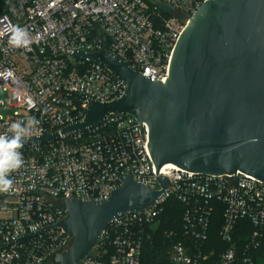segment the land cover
Segmentation results:
<instances>
[{
	"label": "built area",
	"instance_id": "1",
	"mask_svg": "<svg viewBox=\"0 0 264 264\" xmlns=\"http://www.w3.org/2000/svg\"><path fill=\"white\" fill-rule=\"evenodd\" d=\"M205 1L1 0L0 134L29 116L38 121L30 137L61 133L84 119L88 97L120 99L123 81L73 53L102 50L104 34L117 57L166 81L176 43ZM161 2L177 12L160 9ZM17 25L29 34L27 48L9 43ZM8 108L11 114L2 113ZM149 144L147 124L129 113H111L99 125L48 143H24L25 163L11 173V189L0 192V264H56L55 253L71 244L56 226L68 216L64 201L104 202L126 175L154 190H162L159 176L169 185L152 205L113 219L78 264H152L144 249L165 223L171 199L184 206L181 227L165 232L171 243L158 264H264V181L242 171L206 175L164 166L157 175Z\"/></svg>",
	"mask_w": 264,
	"mask_h": 264
},
{
	"label": "water",
	"instance_id": "2",
	"mask_svg": "<svg viewBox=\"0 0 264 264\" xmlns=\"http://www.w3.org/2000/svg\"><path fill=\"white\" fill-rule=\"evenodd\" d=\"M157 6L171 15L177 12L162 2ZM201 6L176 43L166 81L153 80L152 71L146 77L117 57L105 34L102 50H75L74 57L99 63L123 81V96L105 103L87 96L83 120L24 143H48L62 133L99 125L111 113H129L148 126L157 175L171 163L193 173L242 171L264 181V0H207ZM140 131L145 140L143 125ZM123 180L104 202L64 201L68 216L56 226L69 234L71 244L55 253L56 264L89 257L113 219L152 205L169 185L161 176L162 190L131 175Z\"/></svg>",
	"mask_w": 264,
	"mask_h": 264
},
{
	"label": "clouds",
	"instance_id": "3",
	"mask_svg": "<svg viewBox=\"0 0 264 264\" xmlns=\"http://www.w3.org/2000/svg\"><path fill=\"white\" fill-rule=\"evenodd\" d=\"M27 31L15 26L9 43L15 48H27L31 44ZM38 125L35 117L29 116L26 120L12 122L4 134H0V192L11 189L13 181L11 173L20 169L25 161L21 149L24 142L30 137L32 130Z\"/></svg>",
	"mask_w": 264,
	"mask_h": 264
},
{
	"label": "trees",
	"instance_id": "4",
	"mask_svg": "<svg viewBox=\"0 0 264 264\" xmlns=\"http://www.w3.org/2000/svg\"><path fill=\"white\" fill-rule=\"evenodd\" d=\"M167 219L161 229L156 233L152 242H147L144 255L145 259L148 263H159L162 258H165L167 254L168 245L171 243L169 239H166L165 232L167 230L181 227V218L184 211V206L173 199H171L167 204ZM212 225L210 238L213 237L218 239V228L221 223H219V219ZM212 239V238H211Z\"/></svg>",
	"mask_w": 264,
	"mask_h": 264
},
{
	"label": "rangeland",
	"instance_id": "5",
	"mask_svg": "<svg viewBox=\"0 0 264 264\" xmlns=\"http://www.w3.org/2000/svg\"><path fill=\"white\" fill-rule=\"evenodd\" d=\"M4 99H6V101L7 102H9V99H8V97H5ZM11 109H4L3 111H2V113H5L6 115H9V114H11ZM212 239H211V241H210V248H211V246L214 244V242H216L217 241V239H215V238H213V237H211Z\"/></svg>",
	"mask_w": 264,
	"mask_h": 264
},
{
	"label": "bare ground",
	"instance_id": "6",
	"mask_svg": "<svg viewBox=\"0 0 264 264\" xmlns=\"http://www.w3.org/2000/svg\"><path fill=\"white\" fill-rule=\"evenodd\" d=\"M164 167H165V168L180 169L179 167H177V166H175V165H173V164H171V163H167V164H165Z\"/></svg>",
	"mask_w": 264,
	"mask_h": 264
},
{
	"label": "crops",
	"instance_id": "7",
	"mask_svg": "<svg viewBox=\"0 0 264 264\" xmlns=\"http://www.w3.org/2000/svg\"><path fill=\"white\" fill-rule=\"evenodd\" d=\"M0 4H1V0H0Z\"/></svg>",
	"mask_w": 264,
	"mask_h": 264
}]
</instances>
